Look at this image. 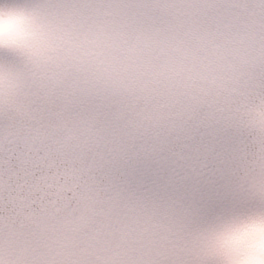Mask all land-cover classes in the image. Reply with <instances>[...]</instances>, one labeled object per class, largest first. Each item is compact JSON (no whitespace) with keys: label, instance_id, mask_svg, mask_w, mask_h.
<instances>
[{"label":"snow or ice","instance_id":"obj_1","mask_svg":"<svg viewBox=\"0 0 264 264\" xmlns=\"http://www.w3.org/2000/svg\"><path fill=\"white\" fill-rule=\"evenodd\" d=\"M121 7L0 0V264H264V56L123 48Z\"/></svg>","mask_w":264,"mask_h":264},{"label":"clouds","instance_id":"obj_2","mask_svg":"<svg viewBox=\"0 0 264 264\" xmlns=\"http://www.w3.org/2000/svg\"><path fill=\"white\" fill-rule=\"evenodd\" d=\"M8 27H9L8 23L5 22V24L2 26V29H0V30L6 31L8 29Z\"/></svg>","mask_w":264,"mask_h":264}]
</instances>
